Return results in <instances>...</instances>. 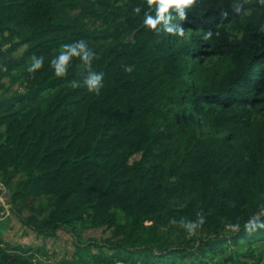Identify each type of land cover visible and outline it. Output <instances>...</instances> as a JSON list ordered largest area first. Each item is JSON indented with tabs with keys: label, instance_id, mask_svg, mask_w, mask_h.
Returning a JSON list of instances; mask_svg holds the SVG:
<instances>
[{
	"label": "trees",
	"instance_id": "16d2710c",
	"mask_svg": "<svg viewBox=\"0 0 264 264\" xmlns=\"http://www.w3.org/2000/svg\"><path fill=\"white\" fill-rule=\"evenodd\" d=\"M147 10V0H0L10 213L44 240L72 236L77 264H264V228L246 227L264 222V6L196 0L185 38L147 29ZM81 42L91 68L76 57L56 76L51 62ZM32 57L43 64L29 72ZM90 70L103 73L99 94ZM99 229L108 237L82 241ZM43 257L0 238V264Z\"/></svg>",
	"mask_w": 264,
	"mask_h": 264
},
{
	"label": "clouds",
	"instance_id": "9594fccd",
	"mask_svg": "<svg viewBox=\"0 0 264 264\" xmlns=\"http://www.w3.org/2000/svg\"><path fill=\"white\" fill-rule=\"evenodd\" d=\"M196 0H147L148 10L145 11L142 19L143 25L156 33L165 32L169 35H174L175 37L185 38L187 33L183 28L180 27V22L186 20V15L192 6L195 4ZM259 5L264 6V0H258ZM170 10L176 13L173 16ZM141 11L140 7L133 9L135 14H139ZM234 11L236 13H246V9L243 4L237 3L234 6ZM154 12V15L152 14ZM211 33H208L204 38L208 39ZM79 57L83 60L86 65L91 68L92 53L85 49L83 42L76 46L67 47L65 51H61L60 54L51 62L54 73L56 76L60 77L66 74L67 66L73 58ZM43 59L32 57V63L28 68L29 72H34L42 67ZM130 70V69H129ZM103 73L96 71H89L87 77L85 78V84L89 92H94L99 94V90L102 87ZM202 223V221H201ZM233 227L238 228L239 225H233ZM246 227L253 231L257 228H264V222L262 218L250 219ZM189 233H193L196 225H186Z\"/></svg>",
	"mask_w": 264,
	"mask_h": 264
},
{
	"label": "rangeland",
	"instance_id": "374dc122",
	"mask_svg": "<svg viewBox=\"0 0 264 264\" xmlns=\"http://www.w3.org/2000/svg\"><path fill=\"white\" fill-rule=\"evenodd\" d=\"M22 49L19 50L16 56H20ZM32 61L28 62L30 66ZM13 189L5 188L0 184V208L5 209L1 214L6 216L1 217L0 214V224L3 223L4 227L1 232V241L5 244L25 246L33 249L35 255H44L47 253V257H43V261L49 264H77L73 263L72 256L74 255V239L67 233L60 231L58 233L57 239H42L36 236V234L28 229L21 226L19 221L14 218L10 213V208L8 206L10 200V194ZM109 232L103 229L99 230H89L83 233V239L90 240H100L108 237ZM96 253V251H94Z\"/></svg>",
	"mask_w": 264,
	"mask_h": 264
},
{
	"label": "built area",
	"instance_id": "2783aa9c",
	"mask_svg": "<svg viewBox=\"0 0 264 264\" xmlns=\"http://www.w3.org/2000/svg\"><path fill=\"white\" fill-rule=\"evenodd\" d=\"M4 211H5V209H4ZM4 211H3V212H4ZM3 212H1V213H3ZM1 213H0V214H1ZM4 216H6V215H5V214H1V217H4Z\"/></svg>",
	"mask_w": 264,
	"mask_h": 264
}]
</instances>
